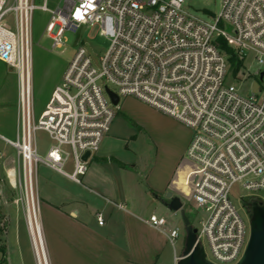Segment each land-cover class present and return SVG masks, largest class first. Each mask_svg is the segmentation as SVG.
I'll list each match as a JSON object with an SVG mask.
<instances>
[{
    "label": "built area",
    "instance_id": "1",
    "mask_svg": "<svg viewBox=\"0 0 264 264\" xmlns=\"http://www.w3.org/2000/svg\"><path fill=\"white\" fill-rule=\"evenodd\" d=\"M35 10L50 14L44 32L53 49H63L66 33L82 27H99L109 41L97 61L79 49L37 119L31 75ZM220 40L235 46L230 48L242 67L249 58L257 63L254 76L263 75L259 95H242L229 81ZM0 62L17 73V136L1 139L17 151L18 185L28 208L35 203L40 165L81 184L120 108L112 105L107 87L120 101L134 97L191 130L186 159L199 173L188 183L190 199L206 213L196 228L197 242L212 264L239 262L250 238L246 203L264 205V0H223L222 12L211 20L187 10L185 0H64L55 9L47 0L42 5L0 0ZM246 76L242 73V80ZM39 130L53 141L45 157L35 141ZM70 157L71 173L66 171ZM235 186L247 192L241 208L231 200ZM97 221L104 223L100 215ZM146 223L167 227L156 215ZM179 237L178 228L168 230L174 251Z\"/></svg>",
    "mask_w": 264,
    "mask_h": 264
},
{
    "label": "rangeland",
    "instance_id": "2",
    "mask_svg": "<svg viewBox=\"0 0 264 264\" xmlns=\"http://www.w3.org/2000/svg\"><path fill=\"white\" fill-rule=\"evenodd\" d=\"M35 3L42 5L43 0H35ZM222 4L223 0H185L187 10L208 20L220 15ZM47 5L51 9L62 8L64 0H47ZM10 16H8V22ZM49 19L50 14L47 12L35 10L33 13L31 75L33 110L36 119L45 109L53 90L63 82L65 72L80 48H84L87 54L94 61H97L109 47L108 39L100 36V29L96 26L82 27L76 34L66 33L65 47L53 49L52 41L46 37L44 32ZM8 22L5 21L7 24ZM230 47L235 49L233 45ZM229 68V75H231L228 77L229 81L242 95L260 94L263 86L261 81L254 76L259 68L255 61L251 58L245 60L243 67L240 66V71L236 76H234L235 66L230 60ZM242 73L247 74L243 80ZM17 80L16 71L0 62V105L3 103L9 107L8 114L0 118L4 126L0 133L7 136H9L8 129L14 126L15 133L17 130V122L11 121V110L17 106ZM191 136V130L175 119L150 108L134 97H122L120 108L116 111L110 130L103 138L100 148L101 153L113 154L127 161L130 165H136L137 172H140L139 179L144 183L146 174L155 168L157 170L162 168L166 159L168 160L163 170H167L181 156L186 159L185 150ZM35 141L40 155L45 157L53 145L50 136L45 131L39 130L35 132ZM66 150L69 151L68 148ZM0 153L2 154L0 155V262L3 264H39L27 220L26 193L17 183L19 172H16V184H13L10 180L12 177L6 173V169L11 166H16L18 170L17 152L0 139ZM13 161H15V165ZM186 164L188 167L187 171L186 169L182 171V181L187 185L198 175L199 168L189 163L187 159ZM43 169L45 168L42 165L38 167L39 175ZM66 171L69 173L73 171L72 157L68 161ZM36 184H34V196L37 218L41 227V202L37 188L42 189L43 184L42 181ZM246 194L247 192L238 186L232 189L231 200L236 208H241L240 197ZM262 196L264 197L263 194ZM183 200L185 203L184 210L190 223L194 228H199L201 219L206 216L205 211L197 208L190 198H183ZM155 202L157 216L166 220L167 227L179 229L180 237L176 242V252L181 254L184 247L183 219L180 213L172 214L161 203ZM41 237L42 243L41 245L39 243V249L41 250L43 247L47 257L42 229ZM167 248L170 253L169 256L172 258L173 248L170 244ZM46 261L50 264L48 257ZM169 263L172 264V259Z\"/></svg>",
    "mask_w": 264,
    "mask_h": 264
},
{
    "label": "crops",
    "instance_id": "3",
    "mask_svg": "<svg viewBox=\"0 0 264 264\" xmlns=\"http://www.w3.org/2000/svg\"><path fill=\"white\" fill-rule=\"evenodd\" d=\"M8 108L3 103L0 105V118L8 114ZM12 109L11 121L15 123L18 107ZM3 127L0 121V130ZM13 127L7 130L9 136L0 133V139L3 136L15 140L17 130L15 133ZM179 158L163 170L166 159L162 168L146 174L144 183L139 179L136 165L113 154L101 153V148L89 160L81 184L42 165L45 169L42 176L37 172L36 183L43 184L37 192L50 264H170L171 259L175 264L181 254L173 249L170 258L167 248V233L174 227L155 229L146 220L157 216L153 193L160 196L171 193L183 204V198H190V185L182 181V171H187L188 165L186 159ZM16 168L6 169L13 184L17 182ZM99 215L103 225L98 224Z\"/></svg>",
    "mask_w": 264,
    "mask_h": 264
},
{
    "label": "water",
    "instance_id": "4",
    "mask_svg": "<svg viewBox=\"0 0 264 264\" xmlns=\"http://www.w3.org/2000/svg\"><path fill=\"white\" fill-rule=\"evenodd\" d=\"M263 75L261 74L260 80ZM112 105L117 107L120 98L117 94L105 87ZM90 154L86 153L83 160L87 161ZM152 197L161 203L172 214L180 213L184 226V247L181 257L176 264H212L206 259L204 248L197 242V229L192 226L187 217L181 199L171 193L160 196L153 193ZM250 208V238L242 258L237 264H264V205L261 202L251 201L246 203Z\"/></svg>",
    "mask_w": 264,
    "mask_h": 264
},
{
    "label": "bare ground",
    "instance_id": "5",
    "mask_svg": "<svg viewBox=\"0 0 264 264\" xmlns=\"http://www.w3.org/2000/svg\"><path fill=\"white\" fill-rule=\"evenodd\" d=\"M37 216L38 215H37L36 203L34 204L30 203L29 208H28L27 220H28L29 229H30L31 236H32V241L35 246V252L39 260V264H48V262L46 261L45 250L43 249V247L41 250L39 249L42 243V237H41V227L38 222Z\"/></svg>",
    "mask_w": 264,
    "mask_h": 264
},
{
    "label": "trees",
    "instance_id": "6",
    "mask_svg": "<svg viewBox=\"0 0 264 264\" xmlns=\"http://www.w3.org/2000/svg\"><path fill=\"white\" fill-rule=\"evenodd\" d=\"M220 42H221V45H222V49L228 55V61L230 60L233 63V65L235 66V68H234V71H235L234 76H236L239 73V71H240V66H242V65H241L240 62H238L237 58L233 54V50L229 46H227V44L223 40H220ZM249 202H251V201H249ZM0 264H3V262H0Z\"/></svg>",
    "mask_w": 264,
    "mask_h": 264
},
{
    "label": "flooded vegetation",
    "instance_id": "7",
    "mask_svg": "<svg viewBox=\"0 0 264 264\" xmlns=\"http://www.w3.org/2000/svg\"><path fill=\"white\" fill-rule=\"evenodd\" d=\"M247 211L249 212L250 211V208L247 206Z\"/></svg>",
    "mask_w": 264,
    "mask_h": 264
}]
</instances>
